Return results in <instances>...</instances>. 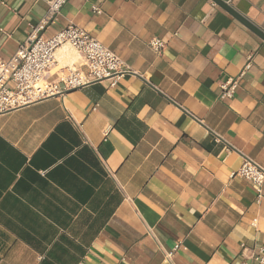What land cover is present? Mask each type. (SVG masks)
<instances>
[{
	"label": "crops",
	"instance_id": "obj_1",
	"mask_svg": "<svg viewBox=\"0 0 264 264\" xmlns=\"http://www.w3.org/2000/svg\"><path fill=\"white\" fill-rule=\"evenodd\" d=\"M48 1L0 0V59ZM221 1L264 35V0ZM70 23L129 72L0 114V264H242L264 245V187L233 176L264 168V39L213 0H70L46 37ZM59 52L63 89L86 68Z\"/></svg>",
	"mask_w": 264,
	"mask_h": 264
},
{
	"label": "built area",
	"instance_id": "obj_2",
	"mask_svg": "<svg viewBox=\"0 0 264 264\" xmlns=\"http://www.w3.org/2000/svg\"><path fill=\"white\" fill-rule=\"evenodd\" d=\"M69 1L49 0L45 17L38 24L31 26L29 36L15 55L9 60L0 59V114L64 91L84 87L92 82L105 79H113L116 82L128 74L129 69L123 59L87 31L72 23L46 37V31L58 23L62 9ZM93 11L96 14L102 12L97 6ZM150 46L160 52L165 45L154 39ZM65 47L74 49L80 55L82 67L86 68V72L69 69V73L61 78L64 86L61 89L59 83L49 82L48 78L56 65L59 50ZM249 67L250 64L247 65V69ZM240 78L221 85V99H230L234 96ZM217 141L221 143L220 139ZM227 152L229 153L230 149H227ZM233 176L248 181L257 193L258 201L263 199V167L244 156L241 168ZM167 256L170 259L172 253ZM242 264H264V245L253 250L250 256L243 255Z\"/></svg>",
	"mask_w": 264,
	"mask_h": 264
},
{
	"label": "water",
	"instance_id": "obj_3",
	"mask_svg": "<svg viewBox=\"0 0 264 264\" xmlns=\"http://www.w3.org/2000/svg\"><path fill=\"white\" fill-rule=\"evenodd\" d=\"M214 2L221 5L223 8H225L227 11H229L232 15H234L236 18H238L240 21H242L245 25H247L249 28H251L255 33H257L262 39H264V35L259 32L257 29H255L253 26L248 24L246 21H244L241 17H239L234 11H232L223 1L221 0H213Z\"/></svg>",
	"mask_w": 264,
	"mask_h": 264
},
{
	"label": "bare ground",
	"instance_id": "obj_4",
	"mask_svg": "<svg viewBox=\"0 0 264 264\" xmlns=\"http://www.w3.org/2000/svg\"><path fill=\"white\" fill-rule=\"evenodd\" d=\"M57 57H58V60H59L60 62H63L64 58H68V55H66L64 52H59V53L57 54ZM69 57H72V56H69Z\"/></svg>",
	"mask_w": 264,
	"mask_h": 264
}]
</instances>
